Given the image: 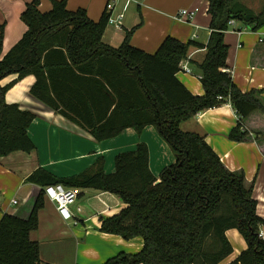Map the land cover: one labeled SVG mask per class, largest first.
<instances>
[{
	"label": "trees",
	"instance_id": "obj_1",
	"mask_svg": "<svg viewBox=\"0 0 264 264\" xmlns=\"http://www.w3.org/2000/svg\"><path fill=\"white\" fill-rule=\"evenodd\" d=\"M206 1L205 45L167 35L153 53L129 43L135 27L117 47L102 42L105 11L92 21L83 9L67 10L65 0H51L46 12L39 11L38 0L25 5L20 19L27 29L0 57V80L16 75L0 85V156L35 149L27 135L34 114L4 101L7 89L31 74L29 94L96 141L128 127L140 132L152 125L171 149L174 162L156 177L148 167L147 145L138 142L133 150L114 156L112 172L103 171L101 157L94 171L72 176L55 177L37 168L27 177L39 186L27 216L0 217V264H41L38 244L28 234L37 226L42 188L53 183L106 191L125 203L117 214L102 219L100 230L124 239L139 236L142 248L104 264H219L232 251L224 235L229 228L237 229L247 247L228 264H264V240L257 236L264 219L255 213L252 183H246L242 170L227 169L202 136L179 127L181 121L228 99L238 116L228 137L247 138L242 120L255 110L264 113V105L256 91L241 92L224 70L223 35L231 19L253 29L264 25V12L255 15L240 0ZM1 37L0 30V43ZM190 47H204L197 63L201 96L190 93L176 77Z\"/></svg>",
	"mask_w": 264,
	"mask_h": 264
},
{
	"label": "crops",
	"instance_id": "obj_2",
	"mask_svg": "<svg viewBox=\"0 0 264 264\" xmlns=\"http://www.w3.org/2000/svg\"><path fill=\"white\" fill-rule=\"evenodd\" d=\"M30 1L0 0V57L27 29L20 13ZM240 1L255 15L264 12V0L249 5ZM108 2L112 3L108 14L116 17L122 13V18L119 26L106 24L101 35L105 44L117 47L126 31L133 27L129 43L147 53H153L167 35L181 42L192 40L206 44L209 35L206 0H65V6L69 11L83 9L90 20L96 21ZM130 2L137 3L127 8ZM193 6L199 11L191 22L173 18L179 8ZM50 8L51 0H38L40 12ZM252 26L239 20L228 25L223 35L227 45L224 70L229 72L241 92L256 91V97L264 105V25L255 29ZM203 55L204 47H190L187 58L180 62L188 71L181 68L176 73L177 79L195 96L203 95L197 67ZM15 76L8 74L0 80V85L7 84ZM33 82L34 76L26 75L15 81L4 94L6 103H15L20 109L34 114L27 135L35 149L0 156V217L3 213L27 216L39 190V186L27 177L37 168L55 177L72 176L94 171L95 161L101 157L103 171L112 172L114 156L120 151L133 150L138 142L147 145L148 167L156 177L164 166L174 162L171 149L152 125H146L140 132L128 127L114 137L96 141L80 125L33 98L29 94ZM237 120V113L225 99L219 105L181 121L179 127L202 136L227 169L243 171L246 183H252L255 213L264 219V113L255 110L242 120L243 128L248 132L242 141L228 137ZM74 189L77 197L70 206V220H62L54 203L45 197L43 206L37 211V226L28 237L38 244L41 264H104L120 253L135 254L141 250L142 238L139 236L124 239L100 230L103 218L113 216L125 207L123 201L106 191ZM12 200L16 203L12 204ZM259 230L264 233V226ZM224 235L232 251L219 264H228L247 247L237 229H226Z\"/></svg>",
	"mask_w": 264,
	"mask_h": 264
},
{
	"label": "built area",
	"instance_id": "obj_3",
	"mask_svg": "<svg viewBox=\"0 0 264 264\" xmlns=\"http://www.w3.org/2000/svg\"><path fill=\"white\" fill-rule=\"evenodd\" d=\"M110 10H112V3L108 2L105 5L107 23L119 26L122 13H119L116 17H112L110 14H108ZM198 11L199 8L196 6L182 8L177 10V12L173 15V18L181 22H191ZM227 23L228 25H232L233 20L231 19ZM259 41H262V39H259ZM181 68L185 71H188V69L183 64L181 65ZM42 193L45 198L54 203L55 209L62 220L68 221L72 218L70 206L74 203L77 197V192L74 188L64 186L62 183H53L45 185L42 188ZM11 202L12 204L16 203L15 200H12ZM257 236L258 238L264 240V233L261 230H258Z\"/></svg>",
	"mask_w": 264,
	"mask_h": 264
},
{
	"label": "rangeland",
	"instance_id": "obj_4",
	"mask_svg": "<svg viewBox=\"0 0 264 264\" xmlns=\"http://www.w3.org/2000/svg\"><path fill=\"white\" fill-rule=\"evenodd\" d=\"M243 1H245V3H247L249 5V3L250 4H255L257 0H243ZM137 2H138V0H137ZM137 2H130L131 4H130V6H127V8L136 5ZM183 8H186V7H183ZM134 9L136 10V8H134ZM179 9H182V8H179Z\"/></svg>",
	"mask_w": 264,
	"mask_h": 264
}]
</instances>
